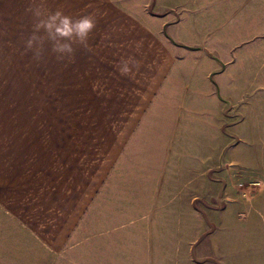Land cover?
<instances>
[{
  "label": "rangeland",
  "instance_id": "1",
  "mask_svg": "<svg viewBox=\"0 0 264 264\" xmlns=\"http://www.w3.org/2000/svg\"><path fill=\"white\" fill-rule=\"evenodd\" d=\"M37 7L44 18L57 10L73 19L92 14L96 28L88 47L61 60L45 43L37 58L27 47ZM159 52L185 56L184 73L176 76L183 96L208 91L202 102L217 114H192V142L179 144L187 154L176 160L174 173L154 171L151 154H145L161 143H134L139 152L130 163L143 160V166L127 162V180L140 181L133 174L142 171V181L150 184L171 181L177 198L206 195L212 212L224 210L225 216L197 235L176 216L167 239L162 224L157 233V222H150L162 207L147 205L141 221L123 226L154 225L139 264H264V0H0V167L56 159L57 138L67 141L66 133L76 144L81 135L118 137L135 121L132 107L140 96L120 92L118 68L129 57L150 61ZM168 94L166 116L159 118L177 123L179 109ZM175 129L181 133L179 124ZM109 143L95 141L101 148ZM198 155L206 158L199 171L192 166ZM215 164L222 170L208 172ZM214 177L222 181L209 187ZM186 180L193 181L190 189L176 188Z\"/></svg>",
  "mask_w": 264,
  "mask_h": 264
},
{
  "label": "crops",
  "instance_id": "2",
  "mask_svg": "<svg viewBox=\"0 0 264 264\" xmlns=\"http://www.w3.org/2000/svg\"><path fill=\"white\" fill-rule=\"evenodd\" d=\"M148 57L150 61L138 59L140 68L132 76L119 75L120 92L140 96L132 107L135 121H130L118 137L110 141L96 139L94 134L81 135L76 144L71 142V133H66L67 141L57 138L56 159L40 157L27 165L0 167V264H139L144 239L153 235L154 225L150 230L147 226L144 230L143 225L123 230V226L141 221L146 206L152 203L161 206L162 213L150 222H157V233L161 223L162 229H166L161 236L167 239L173 235L170 222L176 216L195 235L207 222L222 223L225 211L212 212L206 195L193 200L177 198L173 191L176 183L150 184L142 181V171L133 174L140 181L127 180V162L137 169L138 165L143 166V160L130 163L139 152L134 143H161L157 151L152 147L145 154H151L154 171L161 168L174 173L176 160L187 154L185 144H179L192 142L190 125L196 124L192 114L201 110L212 117L217 114H212L214 111L202 102L201 97L205 98L208 91L198 89L189 100L183 96L184 89L176 76L180 78L184 73V55L159 52ZM168 93L173 94L172 101L179 109L181 120L177 123L162 122L159 118L166 116L170 103L164 102ZM178 124L180 134L175 129ZM220 129L218 124V142L222 139ZM95 141L110 143L101 148L96 147ZM81 142L84 144L80 145ZM197 158L192 166H201L206 160L205 156ZM220 160L221 154L217 164ZM217 164L208 172L216 168L221 171ZM182 166L186 167L184 162ZM209 180V187L213 181H222L215 177ZM192 183L186 180L177 183L176 188L190 189Z\"/></svg>",
  "mask_w": 264,
  "mask_h": 264
},
{
  "label": "clouds",
  "instance_id": "3",
  "mask_svg": "<svg viewBox=\"0 0 264 264\" xmlns=\"http://www.w3.org/2000/svg\"><path fill=\"white\" fill-rule=\"evenodd\" d=\"M37 18L33 33L28 38V49H35L34 54L39 58L42 55L45 43L51 45V52L58 59H74L78 47L87 48L91 33L96 28V19L92 14L73 19L57 10L44 18L42 7L34 9ZM138 61L129 57L121 62L118 70L121 75L128 76L133 68H138ZM131 65V67H130Z\"/></svg>",
  "mask_w": 264,
  "mask_h": 264
}]
</instances>
